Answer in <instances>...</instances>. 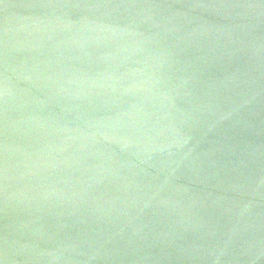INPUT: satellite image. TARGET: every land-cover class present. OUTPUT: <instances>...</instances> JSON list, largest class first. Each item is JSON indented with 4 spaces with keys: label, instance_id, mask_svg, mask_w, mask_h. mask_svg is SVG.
Masks as SVG:
<instances>
[{
    "label": "water",
    "instance_id": "1",
    "mask_svg": "<svg viewBox=\"0 0 264 264\" xmlns=\"http://www.w3.org/2000/svg\"><path fill=\"white\" fill-rule=\"evenodd\" d=\"M0 264H264V0H0Z\"/></svg>",
    "mask_w": 264,
    "mask_h": 264
}]
</instances>
